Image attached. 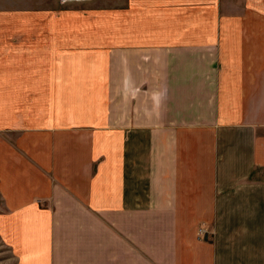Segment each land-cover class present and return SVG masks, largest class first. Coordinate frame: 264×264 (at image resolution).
<instances>
[{
    "label": "crops",
    "instance_id": "1",
    "mask_svg": "<svg viewBox=\"0 0 264 264\" xmlns=\"http://www.w3.org/2000/svg\"><path fill=\"white\" fill-rule=\"evenodd\" d=\"M92 1L0 11L4 264H264V0Z\"/></svg>",
    "mask_w": 264,
    "mask_h": 264
},
{
    "label": "rangeland",
    "instance_id": "2",
    "mask_svg": "<svg viewBox=\"0 0 264 264\" xmlns=\"http://www.w3.org/2000/svg\"><path fill=\"white\" fill-rule=\"evenodd\" d=\"M91 2L94 1L88 0L83 2H77V1L64 2L62 0H0V11L7 10L8 12H10L11 10H9V8H11L14 14L13 17L30 18L29 16L34 17L36 15L35 12H28L27 14L26 11H36V10H44L52 7H56V8L59 7L60 18H62L64 15H66L69 12L82 11V8L89 6ZM6 19H10V18L6 17ZM25 29H27V27H25L24 30ZM201 229L202 228H199L198 231L201 233V235L205 237L208 232L205 229H203V231H200ZM7 254L8 253L4 252V247L0 243V264H4V260L7 257Z\"/></svg>",
    "mask_w": 264,
    "mask_h": 264
},
{
    "label": "built area",
    "instance_id": "3",
    "mask_svg": "<svg viewBox=\"0 0 264 264\" xmlns=\"http://www.w3.org/2000/svg\"><path fill=\"white\" fill-rule=\"evenodd\" d=\"M200 231H203V229H201Z\"/></svg>",
    "mask_w": 264,
    "mask_h": 264
},
{
    "label": "water",
    "instance_id": "4",
    "mask_svg": "<svg viewBox=\"0 0 264 264\" xmlns=\"http://www.w3.org/2000/svg\"><path fill=\"white\" fill-rule=\"evenodd\" d=\"M62 1H66V0H62Z\"/></svg>",
    "mask_w": 264,
    "mask_h": 264
}]
</instances>
